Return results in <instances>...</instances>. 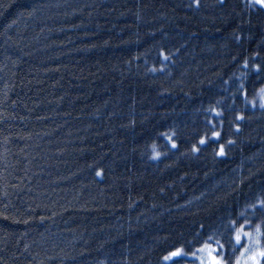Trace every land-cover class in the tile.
I'll list each match as a JSON object with an SVG mask.
<instances>
[{"label": "trees", "instance_id": "obj_1", "mask_svg": "<svg viewBox=\"0 0 264 264\" xmlns=\"http://www.w3.org/2000/svg\"><path fill=\"white\" fill-rule=\"evenodd\" d=\"M252 64L248 0H0V264H196L217 242L233 264L260 221L235 247L223 221L264 198Z\"/></svg>", "mask_w": 264, "mask_h": 264}, {"label": "snow or ice", "instance_id": "obj_2", "mask_svg": "<svg viewBox=\"0 0 264 264\" xmlns=\"http://www.w3.org/2000/svg\"><path fill=\"white\" fill-rule=\"evenodd\" d=\"M249 2V6L252 7L254 5H259L261 9H264V0H248ZM193 3H197V0H193ZM160 56L162 58V63L163 61H166L168 59V57L165 55V53L163 51L160 52ZM252 56L258 57V53H252ZM248 67V59H245V68ZM262 69H264V65L261 64H252L251 65V70L253 71V73L257 76L258 79L264 78L262 77L261 71ZM153 71H155V69H153ZM241 89H244V91H240ZM237 91L239 93L240 97H243V103L245 106L251 104L252 108L255 109L256 107V103H255V97L253 98V100H248L247 97V89L245 88V86L243 84L239 85L237 88ZM257 92L259 93V108L261 110H264V85L261 86V88L257 89ZM212 112H216V109H212ZM217 115H219V113H217ZM234 119L236 121H241L244 119L243 115L238 112ZM209 124H212V121L209 120L208 121ZM236 128L237 130L239 129V124H236ZM221 134L219 132L213 131L211 133L212 137H219ZM208 141L206 140L205 137H201L199 140V144L204 145L206 144ZM218 142V141H217ZM172 143V148H176L177 145L175 143V138L173 137L171 140ZM229 144L232 143V141L228 142ZM193 151H196V146H193ZM225 154V150H224V145H220L219 151L216 152L217 156H223ZM159 153H155V156H159ZM97 176H100L101 173L99 171H97L96 173ZM262 197H264V192H262L261 194ZM247 207L253 209V211L249 214V218H245L244 219V223L240 225L239 228H236L235 231L233 232L232 229L235 226L236 223L239 222L238 219H233L231 222H228L227 217H225L224 221H223V227L228 229L229 233H230V238H229V243L232 244L233 241H235V244H233L232 246L235 247L236 245H238L239 243L242 242V236H241V230L244 228L245 225H248L249 227H251V223L252 220L255 219L257 216L259 217V221L256 224V228H255V232L256 235L259 237L261 236V227L262 224H264V198H260L258 197L255 200L254 204H248ZM233 211H235V209H233ZM233 212L230 211L228 213V216H232ZM236 217H239V213L236 212ZM215 227H218L215 226ZM215 227L213 230H215ZM203 228V226H202ZM243 236L244 237H251L252 234L250 232H243ZM193 242H197V241H193ZM255 245H256V249L255 251H253L251 253L250 256H248V262L249 264H264V246H261V241L260 239H255L254 241ZM218 247L217 246H212V245H208V247L210 248V251L208 253L209 259L207 261L201 260V264H231L230 261V256H231V251L230 249H228L226 247V245L224 244H220L219 242H217ZM186 247H190V243L186 242L185 244ZM245 247H247V245H245ZM182 255H189V253L185 252L183 250V248L181 247H175L173 250H170L167 252L166 255H164L162 257L163 260L165 261H170L175 257H180ZM192 255H194V253H192ZM238 264V262H237Z\"/></svg>", "mask_w": 264, "mask_h": 264}, {"label": "rangeland", "instance_id": "obj_3", "mask_svg": "<svg viewBox=\"0 0 264 264\" xmlns=\"http://www.w3.org/2000/svg\"><path fill=\"white\" fill-rule=\"evenodd\" d=\"M245 238L247 239V237H245ZM255 239H260V237H258L256 235V233H254L252 240H247L244 243V246H243L241 252L238 254L237 260H235L233 264H237V262H238V264H249L247 258L256 249V245L254 243ZM260 241H261V246H264V243H262L261 239H260ZM245 245H247V247H245ZM209 251H210V248L208 247V245H206L202 249L203 256L201 257V260L207 261L209 259V256H208ZM201 260H196V264H201ZM191 264H195V262H193Z\"/></svg>", "mask_w": 264, "mask_h": 264}]
</instances>
